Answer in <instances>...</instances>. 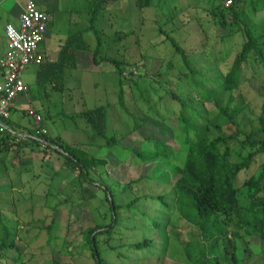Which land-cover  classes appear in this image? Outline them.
I'll use <instances>...</instances> for the list:
<instances>
[{"label": "rangeland", "instance_id": "obj_1", "mask_svg": "<svg viewBox=\"0 0 264 264\" xmlns=\"http://www.w3.org/2000/svg\"><path fill=\"white\" fill-rule=\"evenodd\" d=\"M228 0H152L150 8L140 10L137 0H120L107 4V10L96 25L103 31L104 53L123 63L126 108L119 104L120 78L116 67L109 63L83 67L72 72L71 88L60 91L53 84L38 82V65H31L24 79L31 88V103L22 100L16 105L13 120L19 122L20 136L36 127L34 116L24 112L33 107L42 112L44 125L53 137L61 136L69 145H87L88 153L107 160L108 164L92 170L86 181L78 169L72 171L59 154L27 144L25 137L10 152L0 155V238L8 231L15 249L8 254L13 264H94L85 241V231L112 222L106 200L108 187L115 194L118 226L111 239L100 237L101 252L109 264H187L170 255L159 257L130 247L145 238L163 239L161 232L149 223L147 216L160 219L180 240H195L197 231L181 215V204L175 198L176 172L187 158L186 133L180 125L182 106L172 99L175 93L187 102L189 109L202 111L212 122L211 136L229 137L237 128L224 124L213 99L204 100L206 91H218L223 74L228 71L244 38L239 27L233 31L221 28L216 6L229 9ZM94 0H61L60 9L52 17L46 46L61 49L70 36L89 27L95 9ZM235 3V1H234ZM242 17L257 34L264 33V0H243ZM231 23L232 17L228 18ZM160 27L185 48L189 65L176 53L171 41L160 33ZM238 27V28H237ZM84 39L94 50L97 37L85 32ZM43 50H44V45ZM92 53V52H91ZM73 85V86H71ZM242 108L241 129L251 132L260 127L264 117V70L258 64L246 68L240 87L232 94L217 97L226 105ZM107 108V136L119 141L113 147L79 117L86 109ZM74 116V117H71ZM198 120L197 125L201 126ZM220 125V129L216 127ZM136 127V128H135ZM240 140L245 134L240 132ZM149 140H152L150 143ZM163 141L174 150V159H148L155 152L154 141ZM20 141V142H19ZM240 141V142H241ZM239 141L232 142L239 149ZM20 143V145H19ZM81 147V146H80ZM141 152V153H139ZM137 153L142 155L139 157ZM264 155L239 175V185L258 174ZM167 196L173 211L149 196ZM148 197V198H147ZM141 198V199H140ZM140 199L134 208L125 206ZM246 205V201H244ZM109 239L116 250L110 251ZM172 248L181 254V246ZM244 253V264H256L264 252V240L243 236L236 242ZM161 248H159V251ZM210 256L222 255V244L210 248ZM150 255V256H149Z\"/></svg>", "mask_w": 264, "mask_h": 264}, {"label": "trees", "instance_id": "obj_2", "mask_svg": "<svg viewBox=\"0 0 264 264\" xmlns=\"http://www.w3.org/2000/svg\"><path fill=\"white\" fill-rule=\"evenodd\" d=\"M118 1L120 0H94L95 9L90 19L91 25L79 34L68 38L62 48L60 58L56 62H45V58V61L40 65L41 70L38 75L40 84H54V87L60 91H65L67 89L64 83L65 68L67 66L76 67L78 52L92 51L95 65L109 63L116 67L121 80L119 104L122 108H126L124 83L122 82L123 63L102 55L105 50V41L102 37L103 31L96 25L98 18L107 10V4ZM242 1L232 0L233 4L229 9H225L222 5L215 7L214 13L217 12L220 16L221 28L233 31V27L237 25L244 42L228 71L223 74L224 80L219 90L211 89L206 91L203 96L206 101L213 99L224 124L232 125L237 130H234L229 137L212 138L210 134L212 122L202 116L203 112L192 110V114L188 116L189 106L187 102L175 93L171 95L172 99L182 106L179 116L180 125L186 133L185 142L188 147L185 164L176 169L179 179L174 184L175 198L181 204L182 217L184 216L186 222L195 228L197 237L188 242L181 241L179 235L169 227L171 226V217L168 225L164 226L160 219L155 220L152 216H147L150 224L152 221V229L154 227L159 230L163 239L158 242L155 238H145L130 245L132 249L139 252H150L153 256L161 253L159 257L170 255L172 258L176 257L177 261H184L187 264H221L220 257L210 256L209 249L222 244L224 247L222 257L227 264H244V253H239L236 242L243 236H256L264 240V162L258 174L250 176L241 186L238 184L239 175L250 169L259 156L264 155V117L259 118L260 127L258 129L247 132L238 125L239 121L242 120L243 115L241 113L243 110L239 106L232 107L234 98L231 96L226 105H223L217 97L220 93L232 94L236 91L242 84L246 68L250 65L258 64L264 70V33L257 34L245 22L240 10ZM151 6L152 0H137V7L140 10ZM229 17L233 19L231 23L228 21ZM85 32H93L97 37L98 45L94 50L90 49L86 43ZM160 33L171 41L176 53L189 65L190 61L185 48L161 27ZM79 117L84 118L95 133L105 138L109 147L118 143L119 140L116 137L108 138L107 136L108 112L105 106L86 109L79 114ZM198 120L202 121L201 126L197 125ZM9 124L12 125L11 120ZM216 127L220 129V125H216ZM241 131L246 135L242 141L240 140ZM19 133L11 126L10 131H5L1 135L0 155L10 152L18 144L17 140L22 137ZM26 138L27 144L46 148L59 154L65 159L69 169L72 171L78 169L86 181H92L90 176L92 170H97V168L108 164L107 160L91 155L80 146L67 144L61 136L37 135L34 129L31 136ZM236 140L241 141L239 143L240 148L237 150L231 146L232 142ZM149 142L151 143L152 140ZM154 144V150L157 154L149 156L148 159L160 157L159 152L162 151V156L165 159H174V150L167 148L165 142L159 140L154 141ZM139 153L137 155L142 158ZM103 189L107 193L106 200L112 213V222L85 231V241L91 251L94 264H109L101 252L102 245L99 241L100 237L104 235L108 236L109 239L112 238L118 226V213L123 207L117 204V198L110 188L103 187ZM149 198L159 201L163 208L166 207V210L170 212L174 210L173 206L169 205L167 196H149ZM140 199L132 201L125 208H134ZM244 201H246V205ZM10 238L8 231H5V236L0 238V264H13L12 261H8L9 252L15 249ZM109 239L106 241L109 250H116L110 244ZM173 242L175 245L181 246L180 255H175L173 252ZM159 248H161L160 251ZM256 264H264V252L260 253Z\"/></svg>", "mask_w": 264, "mask_h": 264}, {"label": "built area", "instance_id": "obj_3", "mask_svg": "<svg viewBox=\"0 0 264 264\" xmlns=\"http://www.w3.org/2000/svg\"><path fill=\"white\" fill-rule=\"evenodd\" d=\"M226 4H232V0ZM51 21L49 12L40 10L35 0H28L20 24L6 27L7 52L0 57V137L11 129L9 122L15 101L29 93L23 78L25 70L45 61L42 45L47 39ZM27 115L35 117L37 135H49L42 115L31 108Z\"/></svg>", "mask_w": 264, "mask_h": 264}, {"label": "crops", "instance_id": "obj_4", "mask_svg": "<svg viewBox=\"0 0 264 264\" xmlns=\"http://www.w3.org/2000/svg\"><path fill=\"white\" fill-rule=\"evenodd\" d=\"M35 1L38 4V7L40 10L45 11V12H49L52 15V17L54 15V13L60 9V5H61V0H35ZM27 2H28V0H0V57L4 56L7 52L6 27L10 24H13L16 26H18L20 24V18H21L22 13L24 12V10L27 6ZM51 26H52V21L50 24V28H51ZM86 28H88V27H85V29ZM49 34H50V30H49L48 35ZM46 40L43 43V45H44L43 52H44L45 57H46L45 62H50V63L56 62L60 58L62 49L60 47H58V49L54 48L52 45L46 46L45 45ZM42 48H43V46H42ZM91 52L92 51H80V52H78L77 53L76 67L72 68L70 66H67L65 68L64 83H65V87L67 88V90L69 88H71L69 84H72V79L74 78V75L72 74V72L73 71L74 72L80 71L81 68L89 67V65L91 63H94L93 62V54ZM38 66H39V72H40L41 66L40 65H38ZM29 67L25 70L23 78L25 76L26 71L29 69ZM39 72L37 74V79H38ZM24 81H25V79H24ZM26 84L29 87V93L26 95L20 96L15 101L13 109H12V115H11L12 125L11 126L16 129V132L19 130L18 128L21 126V124L19 122H16L13 120V112H15L17 109L16 105L19 103V101H22V100H25L29 103H31V101L33 100V96L31 94V88L27 82H26ZM52 86H54V84ZM71 86H73V85H71ZM30 108L34 109L33 107H30ZM29 109H27L24 113L27 114V111ZM34 110H36L38 112V114L42 115V112L39 109H34ZM43 118H45V116H43ZM44 127L46 128L45 125H44ZM33 131H34V128L28 129V131H26L25 133H22L21 136L25 137V138L28 136H31ZM63 140H64V138H63ZM77 146H81L83 148V147H86L87 145L85 144V145H77Z\"/></svg>", "mask_w": 264, "mask_h": 264}]
</instances>
